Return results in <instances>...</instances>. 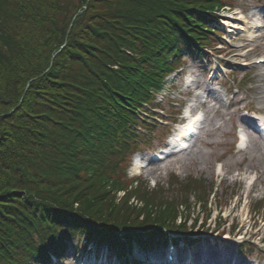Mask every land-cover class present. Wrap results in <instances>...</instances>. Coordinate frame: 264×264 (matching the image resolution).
<instances>
[{"label": "trees", "instance_id": "1", "mask_svg": "<svg viewBox=\"0 0 264 264\" xmlns=\"http://www.w3.org/2000/svg\"><path fill=\"white\" fill-rule=\"evenodd\" d=\"M210 8L206 0H0V264H37L83 234L114 248L131 239L121 229L143 213L107 194L120 155L106 131L158 81L163 52L189 45L185 35L199 38ZM139 223L148 230L153 221Z\"/></svg>", "mask_w": 264, "mask_h": 264}, {"label": "rangeland", "instance_id": "2", "mask_svg": "<svg viewBox=\"0 0 264 264\" xmlns=\"http://www.w3.org/2000/svg\"><path fill=\"white\" fill-rule=\"evenodd\" d=\"M225 1L228 2L227 8L221 10L217 16L222 26L223 23L230 26L222 37L212 36L213 42L207 44V48L204 47L202 60L208 56L209 64L205 60L203 62L199 56H197L199 60L194 55L190 56L185 49L182 58L184 68L172 78L168 85V87L177 85L176 88H172L173 95L170 98L180 102L169 107L167 117L183 107L184 103H189L191 112L187 111V113L193 114L198 110L203 113L204 120L201 123L200 132L190 139L188 149L168 156L159 163L144 165L146 167L141 177L145 180L142 184L146 190L141 194L144 196V202L149 199H156L157 202L165 199L168 205L174 204L173 210L180 215L178 223L184 219L182 215L188 216L186 228L198 222L191 230L195 233H203L195 239H206L211 242L205 247L213 257H218V251L220 249L224 251L227 247L234 255L236 249L238 251L240 241L251 240L255 236L254 240L259 245L253 250L248 246L245 253H249H239L237 259L239 264H264V246L261 245V240L264 238V221L258 218V224L251 231L249 228L251 214L247 215L248 210L244 209L245 205L239 204L242 199H245L250 188L252 189L249 193V202L258 198L264 199V136L246 125L251 118L261 116L255 113L258 108H263L261 112L264 114V76L261 75L264 66H253L255 59L264 56V0ZM98 7L105 8L102 5ZM217 26L225 32L221 25L216 24L214 27ZM216 45L219 46L216 47ZM221 46L225 51L223 56L218 57L217 51ZM211 63L212 66L222 65L228 76L224 75L221 80L211 81L209 74H204L202 69L204 66L206 72V69L211 67ZM166 92L169 93V91ZM201 93L205 95L204 99H208V103L202 101ZM181 118L182 116L179 117ZM240 124L244 128L248 144V148L244 151H238L235 147L236 127L241 126ZM163 132V129L159 128L156 137L163 139ZM158 139L149 141L151 145L142 148L151 149L146 152L148 155L144 156L145 159L151 158L152 154L161 153L165 143H162L164 139ZM142 154L144 153H141V156ZM134 170L133 167L130 169L131 175L135 174ZM212 180H216L220 186L218 201L222 200V205L217 210L216 199H213L210 205L201 207L203 212L201 211L196 220L193 216L201 208L199 204H196L197 200L190 196L191 188L201 185L199 182L202 181L203 192H209ZM253 182L254 185H252ZM180 201L190 202L192 206L182 208L177 203ZM210 208L214 212L207 220V224L203 226V214L208 213ZM219 211L224 216L225 222L216 228L215 217ZM153 216L156 220L166 219L167 213ZM231 224L235 227L236 237L233 233L232 236L227 234ZM75 238L69 240L71 245L65 258L55 260L54 264H83L80 259L83 257L81 248L85 234ZM214 241L217 242L215 245ZM230 241L233 242L228 244ZM76 242H81L82 246L77 247ZM75 248L78 251L75 252Z\"/></svg>", "mask_w": 264, "mask_h": 264}, {"label": "bare ground", "instance_id": "3", "mask_svg": "<svg viewBox=\"0 0 264 264\" xmlns=\"http://www.w3.org/2000/svg\"><path fill=\"white\" fill-rule=\"evenodd\" d=\"M209 93H210L209 95H211V92H209ZM211 97L215 98L214 96H211ZM206 101H208V99H206ZM194 123L195 124H198V119L197 118L194 119ZM246 123H248L250 126L253 125L250 121H247ZM178 138H179V140H181L180 138H182V133L179 134V137ZM198 255H199V253H198ZM227 256H228L229 263H228V261H223L220 264H233V263H235V261L233 260V256H231L228 251H227ZM211 261H212V263H215V260L213 258L211 259ZM204 262L207 263L208 261L207 260L203 261V260H200V259L196 261L197 264H203Z\"/></svg>", "mask_w": 264, "mask_h": 264}]
</instances>
